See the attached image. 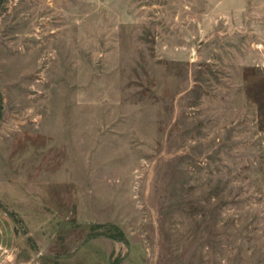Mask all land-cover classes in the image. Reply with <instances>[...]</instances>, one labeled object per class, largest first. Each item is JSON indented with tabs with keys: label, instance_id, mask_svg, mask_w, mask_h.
<instances>
[{
	"label": "rangeland",
	"instance_id": "obj_1",
	"mask_svg": "<svg viewBox=\"0 0 264 264\" xmlns=\"http://www.w3.org/2000/svg\"><path fill=\"white\" fill-rule=\"evenodd\" d=\"M0 264H264V0H0Z\"/></svg>",
	"mask_w": 264,
	"mask_h": 264
}]
</instances>
